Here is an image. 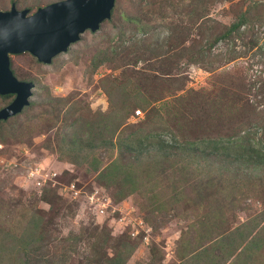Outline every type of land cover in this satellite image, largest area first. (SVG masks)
I'll list each match as a JSON object with an SVG mask.
<instances>
[{"label": "rangeland", "instance_id": "obj_1", "mask_svg": "<svg viewBox=\"0 0 264 264\" xmlns=\"http://www.w3.org/2000/svg\"><path fill=\"white\" fill-rule=\"evenodd\" d=\"M8 58L34 86L0 120V239L38 236L30 264H264V0H114L49 63Z\"/></svg>", "mask_w": 264, "mask_h": 264}, {"label": "water", "instance_id": "obj_2", "mask_svg": "<svg viewBox=\"0 0 264 264\" xmlns=\"http://www.w3.org/2000/svg\"><path fill=\"white\" fill-rule=\"evenodd\" d=\"M114 0H58L26 9L0 10V95L12 94L0 108V120L28 104L34 84L18 80L9 67L8 54L28 52L42 63H49L58 53L78 40L81 33L98 29L110 17Z\"/></svg>", "mask_w": 264, "mask_h": 264}, {"label": "trees", "instance_id": "obj_3", "mask_svg": "<svg viewBox=\"0 0 264 264\" xmlns=\"http://www.w3.org/2000/svg\"><path fill=\"white\" fill-rule=\"evenodd\" d=\"M237 26H238V22L230 24L227 28L226 33H229L231 30L236 29ZM27 105H25V106H27ZM217 142L218 141L213 142L211 145L214 148H218V146L216 145ZM256 153L258 156L261 154L260 151H258V150H256ZM249 157L250 158L252 157L251 154L249 155ZM256 231H257V229H256ZM256 231L252 230L251 232L249 231L246 233V237L244 239V242H245L244 247H246L248 245L251 246V244H253L255 239L252 238L253 235L251 233L256 232ZM11 238H12L11 241H9L7 243L4 241V239H0V256H1L0 259H1V261H2V259H4L5 264H30V258L27 256L29 252H28V250H25V249H28V248L37 249L39 251L42 248H44L39 243L38 236H36L35 238H32L30 240H24V239L18 238V237H11ZM77 240L78 239L73 238L71 242H75ZM127 249H128L127 247L123 246V248L121 250H117L111 256H109V257L105 256L103 258H100L99 256H97L94 253V251H91L90 249L83 251L82 254H83V257L85 259L84 261L86 264H123L124 261L126 260V257L128 256V253H129V250H127ZM131 250L132 249H130V251ZM18 252L21 253V255H24V259L22 261H20L19 256H16V255H18ZM10 256H14V258L17 261H19V263L16 262L15 260H13L12 257H10ZM38 257H40L46 263H49V264H55L56 261L58 264L59 262H63L65 260L63 252H60L57 255L48 254V252H41ZM193 257H195V255H193V254L190 255L189 256L190 260H192ZM54 258H56L57 260L55 261ZM34 261L39 262V259L37 260L35 258ZM31 264H33V263H31Z\"/></svg>", "mask_w": 264, "mask_h": 264}]
</instances>
